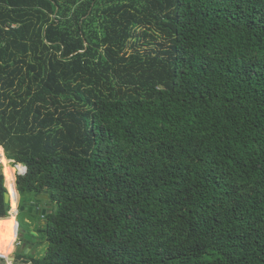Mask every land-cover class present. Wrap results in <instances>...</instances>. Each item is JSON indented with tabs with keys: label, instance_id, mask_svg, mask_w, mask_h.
Wrapping results in <instances>:
<instances>
[{
	"label": "trees",
	"instance_id": "obj_1",
	"mask_svg": "<svg viewBox=\"0 0 264 264\" xmlns=\"http://www.w3.org/2000/svg\"><path fill=\"white\" fill-rule=\"evenodd\" d=\"M0 145L7 264H264V0H0Z\"/></svg>",
	"mask_w": 264,
	"mask_h": 264
},
{
	"label": "rangeland",
	"instance_id": "obj_2",
	"mask_svg": "<svg viewBox=\"0 0 264 264\" xmlns=\"http://www.w3.org/2000/svg\"><path fill=\"white\" fill-rule=\"evenodd\" d=\"M150 44V43H149ZM147 48H150L151 46L154 45H146ZM144 48V47H142ZM0 147L2 148V146L0 145ZM3 150V148H2ZM3 154H4V150H3ZM5 155V154H4ZM6 157V156H5ZM14 162L9 161V160H0V169L2 170L4 175H9V173H11V169L10 166L13 167H17V165L15 166L13 164ZM18 172V170H16ZM3 175V176H4ZM16 175H18L16 172H14V176H15V182H16ZM5 182V181H4ZM12 185V184H11ZM13 187V185H12ZM15 191H16V196H14V191H13V196L11 197V209H10V213L13 212V216L10 219L9 222H13L10 223L12 226H10V230L11 232H9L8 234V243L6 244L7 248H6V252L9 251L14 238L16 236V226L18 224V236H20V230L21 232L24 234L23 236H25L26 234L28 235H32L30 239H22L21 237L19 238L17 236V240L14 243V246L12 248V250L10 249V256L12 258H15L17 249L22 246V248H28L29 252L27 254H25V257H39L42 255V253L44 252V249L46 247V236H45V232L43 231L44 229V219L42 218V214H40V212L37 214L35 212V208L32 211H29V209H27V211H23L21 212V214H19V206L20 204H18L17 206V202H18V192L16 190V185H15ZM29 198H33L32 196H29ZM48 200V199H46ZM39 203V201H38ZM43 204V209L44 210H49L51 209L52 205L49 203H47V201H40V204ZM10 213L8 214V216L10 215ZM17 215V216H16ZM16 220L14 222L13 221ZM20 239V241H19ZM20 244V245H19ZM1 257V256H0ZM0 264H7V258L2 257V259H0ZM9 264H32L31 261H29V259L27 258H21V259H13L10 260Z\"/></svg>",
	"mask_w": 264,
	"mask_h": 264
},
{
	"label": "water",
	"instance_id": "obj_3",
	"mask_svg": "<svg viewBox=\"0 0 264 264\" xmlns=\"http://www.w3.org/2000/svg\"><path fill=\"white\" fill-rule=\"evenodd\" d=\"M11 161L14 162V160H11ZM14 165L16 166V165H18V163H15ZM24 168H25V171H24V172H22V173L18 172L17 174H18V175H22V174H24V173L26 172V167L24 166ZM15 184H16V182H15ZM17 192H18V191H17ZM47 198H48L47 195H43V194H39V195H37L35 204H32V205L35 206V212H36L37 214L40 212V208H39V206H38V201H40L41 199H47ZM4 200H5L6 203H8V202L10 203V201H11V196H10V193L8 192V190H7V192L4 194ZM19 202H20V196H19V193H18V202H17V206H18ZM26 205H27L26 203H23L21 206H19V211H20V212L24 211ZM32 205H30V207L28 208L29 211H32V209H33V208H32V207H33ZM41 214H42V215L45 214V210H44V209H42ZM20 233L22 234L21 231H20ZM17 234H18V232H17ZM21 234H20V236H18V235H17V236L20 238V237H21ZM31 236H32V235H28V234H26V235L23 236V237H24L25 239H30ZM22 251H23V248H22V246H20V247L17 249V253H21ZM24 252H25V254H27V253L29 252V249L26 248V249L24 250ZM10 259L13 260L14 258L10 257Z\"/></svg>",
	"mask_w": 264,
	"mask_h": 264
},
{
	"label": "flooded vegetation",
	"instance_id": "obj_4",
	"mask_svg": "<svg viewBox=\"0 0 264 264\" xmlns=\"http://www.w3.org/2000/svg\"><path fill=\"white\" fill-rule=\"evenodd\" d=\"M35 202H36V199L35 200H33V201H26V202H24V203H26L27 205H26V207H30V205H32V204H35ZM33 207L32 208H35V206L34 205H32ZM33 210V209H32ZM17 216V215H16ZM16 221V220H15ZM16 224H17V221H16ZM21 231V230H20ZM19 231V232H20ZM17 232H18V224H17V230H16V236H15V238H14V241H13V243H12V245H11V247H10V249L12 250V248H13V246H14V243H15V241L17 240ZM21 234V233H20ZM23 233L21 234V238H23ZM19 241H20V239H19ZM20 245V244H19Z\"/></svg>",
	"mask_w": 264,
	"mask_h": 264
},
{
	"label": "bare ground",
	"instance_id": "obj_5",
	"mask_svg": "<svg viewBox=\"0 0 264 264\" xmlns=\"http://www.w3.org/2000/svg\"><path fill=\"white\" fill-rule=\"evenodd\" d=\"M10 209H11V201H10ZM9 241H8V238H7V243H8ZM7 248V247H6ZM2 257V256H1Z\"/></svg>",
	"mask_w": 264,
	"mask_h": 264
},
{
	"label": "crops",
	"instance_id": "obj_6",
	"mask_svg": "<svg viewBox=\"0 0 264 264\" xmlns=\"http://www.w3.org/2000/svg\"><path fill=\"white\" fill-rule=\"evenodd\" d=\"M10 160V159H9ZM16 185V184H15Z\"/></svg>",
	"mask_w": 264,
	"mask_h": 264
},
{
	"label": "built area",
	"instance_id": "obj_7",
	"mask_svg": "<svg viewBox=\"0 0 264 264\" xmlns=\"http://www.w3.org/2000/svg\"><path fill=\"white\" fill-rule=\"evenodd\" d=\"M16 242V241H15Z\"/></svg>",
	"mask_w": 264,
	"mask_h": 264
}]
</instances>
